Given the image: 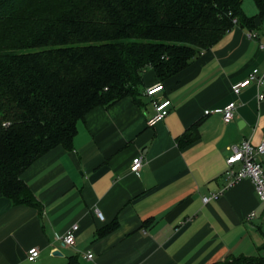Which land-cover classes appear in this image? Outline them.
I'll use <instances>...</instances> for the list:
<instances>
[{"label": "crops", "instance_id": "crops-1", "mask_svg": "<svg viewBox=\"0 0 264 264\" xmlns=\"http://www.w3.org/2000/svg\"><path fill=\"white\" fill-rule=\"evenodd\" d=\"M245 1L251 28L237 21L162 81L157 96L171 106L161 121L146 124L153 108L144 89L159 80L148 69L136 101L128 95L93 107L77 122L70 149L57 145L22 172L38 207L0 195V264H209L230 254L264 256V204L249 179L226 187L223 174L230 146L264 136V99L257 98L264 83L239 94L230 89L253 68L264 76V19ZM231 100L234 115L224 122ZM193 125L195 138L181 144ZM139 155L135 174L130 165ZM259 160L264 167V155ZM217 191L218 199L202 202ZM72 224L78 229L67 246L61 236ZM33 246L39 255L30 261Z\"/></svg>", "mask_w": 264, "mask_h": 264}, {"label": "trees", "instance_id": "trees-1", "mask_svg": "<svg viewBox=\"0 0 264 264\" xmlns=\"http://www.w3.org/2000/svg\"><path fill=\"white\" fill-rule=\"evenodd\" d=\"M242 1L0 0V195L38 207L22 172L57 145L70 149L93 107L136 101L148 69L162 82L237 21L251 28ZM252 2L264 19V0ZM195 136L193 125L180 142ZM209 264H264V256Z\"/></svg>", "mask_w": 264, "mask_h": 264}, {"label": "built area", "instance_id": "built-area-1", "mask_svg": "<svg viewBox=\"0 0 264 264\" xmlns=\"http://www.w3.org/2000/svg\"><path fill=\"white\" fill-rule=\"evenodd\" d=\"M235 22V19H233ZM248 37L253 36L249 32ZM259 47L264 54V40L259 42ZM250 83L260 86L264 83V76L260 74L257 68H253L243 80H239L233 83L230 87L234 94H239ZM164 88L162 82L157 81L144 89V94L151 99L153 112L146 119L148 126H153L157 122L161 121L169 112L171 101L167 97L159 98L157 95ZM259 100L264 99V92H260L257 97ZM237 103L233 100L228 101L222 108V118L224 122H228L233 118L234 110ZM230 154L226 158V167L223 171L226 177V187L231 186L235 182L247 178L254 187L255 193L264 204V167L259 160L260 155H264V136L258 144H253L248 139H242L240 143L230 146ZM143 165V157L135 156L130 165L131 172L138 174L140 167ZM221 191L210 193L202 196L203 203H208L210 200L218 199ZM96 214L101 218V213L96 210ZM253 213H250L248 217H252ZM78 229L77 224H72L66 232L61 236V242L67 246L74 244L75 232ZM39 255V248L33 246L27 251V259L32 261ZM84 256L88 259L92 257V253L86 252Z\"/></svg>", "mask_w": 264, "mask_h": 264}, {"label": "rangeland", "instance_id": "rangeland-1", "mask_svg": "<svg viewBox=\"0 0 264 264\" xmlns=\"http://www.w3.org/2000/svg\"><path fill=\"white\" fill-rule=\"evenodd\" d=\"M244 1V0H243ZM244 3V5L246 4V5H250V6H252L253 5V2H252V0H246L245 2H243ZM243 6V5H242Z\"/></svg>", "mask_w": 264, "mask_h": 264}, {"label": "water", "instance_id": "water-1", "mask_svg": "<svg viewBox=\"0 0 264 264\" xmlns=\"http://www.w3.org/2000/svg\"><path fill=\"white\" fill-rule=\"evenodd\" d=\"M58 253H59L58 251L53 252V254H58Z\"/></svg>", "mask_w": 264, "mask_h": 264}]
</instances>
